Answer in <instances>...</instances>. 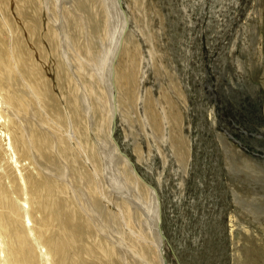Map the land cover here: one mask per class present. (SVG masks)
<instances>
[{
	"label": "rangeland",
	"instance_id": "rangeland-1",
	"mask_svg": "<svg viewBox=\"0 0 264 264\" xmlns=\"http://www.w3.org/2000/svg\"><path fill=\"white\" fill-rule=\"evenodd\" d=\"M45 1L84 101L79 68L93 74V66L66 38L76 36L83 45L89 27L102 56L115 29H108L97 0L80 10L77 0ZM122 1L130 48L124 57L133 51L137 66L133 108L123 96L126 107L121 104L114 135L137 177L157 189L162 229L177 258L165 244L168 264H264V0ZM105 2L111 9L114 0ZM75 19L84 28L77 30ZM54 82L62 85L58 78ZM65 95H58V102ZM148 104L168 114L165 133L151 127ZM31 114L29 120L39 126ZM85 116L88 124L98 118L91 112ZM107 131L95 142H107ZM61 160L65 176L59 177L90 218L93 238L120 251L124 264H142L114 216L124 202L130 209L143 208L144 202L146 208L150 198L127 181L123 166L108 163L99 173L96 207L86 182ZM29 162L22 165L32 168ZM50 172L58 175L54 167ZM145 230L152 242L154 232Z\"/></svg>",
	"mask_w": 264,
	"mask_h": 264
},
{
	"label": "bare ground",
	"instance_id": "bare-ground-1",
	"mask_svg": "<svg viewBox=\"0 0 264 264\" xmlns=\"http://www.w3.org/2000/svg\"><path fill=\"white\" fill-rule=\"evenodd\" d=\"M46 2L0 0V264H124L120 251L93 238L96 230L90 218L79 208L74 191L71 194L59 177L65 172L60 159L68 161L73 176L86 182L96 207V195L102 192V167L115 162L123 166L121 172L127 181L146 194L150 204L144 208L142 202L143 208L130 209L124 202L114 220L120 219L126 227L122 235L130 240L128 247L142 264H168L166 243L159 235V227L163 229L157 189L141 183L114 135L123 96L133 108L137 66L133 51L124 57L130 50L124 31V1L114 0L109 9L105 0H97L108 29H115L109 52L97 55L89 27L85 28L89 33L83 45L76 36L66 38L93 66V74L79 68L87 94L84 101L71 68L65 64L62 38L51 24ZM86 3L88 0H77V9ZM75 21L76 29L81 30L83 25ZM93 75L100 76L97 81L105 86H97ZM56 78L62 85L54 82ZM62 93L66 95L60 103L57 97ZM151 104L146 117L154 130L164 132L165 124H170L168 114L154 110ZM85 112L98 115L96 122L88 124ZM30 114L39 126H33ZM107 129V142H95ZM25 160H30L32 168L22 165ZM52 167L57 176L51 174ZM149 227L154 232L152 242L145 230Z\"/></svg>",
	"mask_w": 264,
	"mask_h": 264
},
{
	"label": "water",
	"instance_id": "water-1",
	"mask_svg": "<svg viewBox=\"0 0 264 264\" xmlns=\"http://www.w3.org/2000/svg\"><path fill=\"white\" fill-rule=\"evenodd\" d=\"M119 2H120V0H119ZM122 155H123V154H122ZM124 156L126 157L125 154H124ZM126 158H127V157H126ZM132 165H133V164H132ZM133 167H134V166H133ZM133 170H134V172H135V168H134ZM135 174H136V172H135ZM139 178H140V177H139ZM140 179H141V181L146 185V187H149V189H153V187H152L151 185L145 183V181H144L142 178H140ZM159 235H160L161 239H162L163 241H165L166 245L168 246V251H170V252L172 253V255H173L175 261L177 262V258L175 257V255H174L172 249L170 248V245L168 244L167 239H166L164 233H163L162 230H161V227H159ZM177 264H178V263H177Z\"/></svg>",
	"mask_w": 264,
	"mask_h": 264
}]
</instances>
